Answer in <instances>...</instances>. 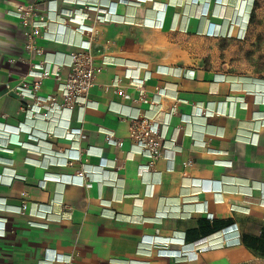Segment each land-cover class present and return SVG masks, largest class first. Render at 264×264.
I'll list each match as a JSON object with an SVG mask.
<instances>
[{
  "label": "crops",
  "instance_id": "1",
  "mask_svg": "<svg viewBox=\"0 0 264 264\" xmlns=\"http://www.w3.org/2000/svg\"><path fill=\"white\" fill-rule=\"evenodd\" d=\"M80 1L0 0V264L264 258V79L230 64L255 0ZM32 4L43 54L29 47L30 26L18 15ZM84 40L102 66L89 106L52 111L45 103L30 118L24 108L34 99L14 87L33 83V64L45 59L52 76L38 94L64 103L53 74L61 66L68 75ZM128 71L151 75L149 94L163 89L158 106L138 100ZM116 77L130 98L111 86ZM138 111L166 134L150 168L129 137ZM68 126L84 135L62 137ZM235 229L238 243L205 245Z\"/></svg>",
  "mask_w": 264,
  "mask_h": 264
},
{
  "label": "built area",
  "instance_id": "2",
  "mask_svg": "<svg viewBox=\"0 0 264 264\" xmlns=\"http://www.w3.org/2000/svg\"><path fill=\"white\" fill-rule=\"evenodd\" d=\"M56 2L58 0H42ZM75 2H81L80 0H72ZM87 7H95V3H83ZM34 5H30L29 8L18 15L21 17L23 24L30 26V29L26 32L29 41V47L34 48L39 54H43V49L35 44V37L40 34L41 24L30 23V16L34 12ZM75 14H82L83 9L77 8L74 10ZM250 21V19H249ZM231 34V33H230ZM246 33H243L241 37H244ZM81 50L75 52L72 55V59L69 63L70 71L67 76L62 75V68L58 66L57 70L54 72L53 76L58 81V87L62 93L64 103H60L57 95L41 96L38 94L41 82L43 79L51 77L52 72L48 62L44 59L39 63L33 64V68L29 73L30 76L36 78L33 83H28L26 81L21 82L16 85L14 89L23 98L34 99L33 103L27 104L24 108L26 114L33 118L38 113H41L42 106L45 103L50 104V110L61 111L64 108H68L72 111L73 106H77L79 109H86L89 104V93L91 87L96 83L97 74L102 70V66H97L93 63V57L91 54V42L89 40H84L80 44ZM125 77L131 79V84L138 91V100L141 103H149L152 107H156L160 104L162 96V88L157 87L155 95H150L145 87L146 81L151 77L150 74L143 77H133L128 71ZM120 77H116L111 86L116 89L117 92L123 94L125 97L130 98L131 96L125 92L120 86ZM175 113V109L171 114ZM76 131L80 135H84L83 129L73 130L69 126L65 130L62 137H71ZM47 135H52L51 132H47ZM129 137L132 139L133 144L136 145L140 153L146 154L150 161L145 166V168H150L155 161H157L165 153V142L166 134L161 129V127L154 121L153 117L147 116L143 111H138L131 118V125L129 130ZM106 138L108 141L121 145L122 140L117 138L113 132L106 133ZM67 160L64 164H67ZM80 175H85L86 171L83 170L79 172ZM87 175V174H86ZM22 209V208H21ZM240 241L239 230L235 229L233 231L221 234L220 236L210 239L206 242V246H225L228 244H235ZM205 245H195L194 249L197 252L203 250ZM56 260H59L58 257ZM62 261V260H60ZM64 261V260H63ZM71 264V261H67Z\"/></svg>",
  "mask_w": 264,
  "mask_h": 264
},
{
  "label": "rangeland",
  "instance_id": "3",
  "mask_svg": "<svg viewBox=\"0 0 264 264\" xmlns=\"http://www.w3.org/2000/svg\"><path fill=\"white\" fill-rule=\"evenodd\" d=\"M253 12L245 36L230 44V64L245 75L264 79V0H257ZM246 264H264V258Z\"/></svg>",
  "mask_w": 264,
  "mask_h": 264
},
{
  "label": "trees",
  "instance_id": "4",
  "mask_svg": "<svg viewBox=\"0 0 264 264\" xmlns=\"http://www.w3.org/2000/svg\"><path fill=\"white\" fill-rule=\"evenodd\" d=\"M256 4H257V0H255V4H254V7L256 6ZM254 10V9H253ZM253 11H252V13H251V17H250V22H251V19H252V16H253Z\"/></svg>",
  "mask_w": 264,
  "mask_h": 264
}]
</instances>
